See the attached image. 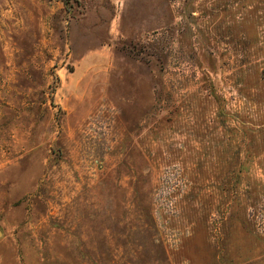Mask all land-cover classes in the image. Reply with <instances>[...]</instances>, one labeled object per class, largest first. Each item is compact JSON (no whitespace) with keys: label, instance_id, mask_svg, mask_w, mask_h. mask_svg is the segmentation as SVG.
I'll list each match as a JSON object with an SVG mask.
<instances>
[{"label":"rangeland","instance_id":"rangeland-1","mask_svg":"<svg viewBox=\"0 0 264 264\" xmlns=\"http://www.w3.org/2000/svg\"><path fill=\"white\" fill-rule=\"evenodd\" d=\"M0 264H264V0H0Z\"/></svg>","mask_w":264,"mask_h":264}]
</instances>
